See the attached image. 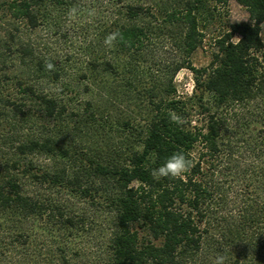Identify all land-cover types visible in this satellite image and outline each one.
I'll return each instance as SVG.
<instances>
[{"label": "trees", "instance_id": "1", "mask_svg": "<svg viewBox=\"0 0 264 264\" xmlns=\"http://www.w3.org/2000/svg\"><path fill=\"white\" fill-rule=\"evenodd\" d=\"M84 1L0 9L36 28L83 14ZM237 1L246 20L226 19L229 0H106L78 61L0 36V264H24L35 230L61 264H264V0ZM117 31L123 40L107 46ZM211 31L210 62L198 67ZM177 151L190 171L154 178ZM89 233L94 260L76 262Z\"/></svg>", "mask_w": 264, "mask_h": 264}, {"label": "rangeland", "instance_id": "2", "mask_svg": "<svg viewBox=\"0 0 264 264\" xmlns=\"http://www.w3.org/2000/svg\"><path fill=\"white\" fill-rule=\"evenodd\" d=\"M83 4L86 6L83 14L75 13L64 15L56 20L51 19L48 23L45 22L36 28H30L23 22L13 20L9 12L5 8H1L0 36L3 40H9L10 34L13 33L15 35L13 47L17 48L20 42L31 43L34 44L40 53L45 55L48 54L55 58L57 57L59 60H64L67 55H73L78 61L80 57L78 47L81 45L84 37H87L91 33H87L88 30H92V27L90 28L88 25L96 20L95 15H88V11L96 10L95 8L101 6L102 8H106L107 5L106 0H85ZM226 9H228L227 20L241 21L248 18L247 9L237 0H229ZM219 28H221V25L218 22L210 30L216 32ZM214 31H211L209 34L206 44L193 54L192 60L194 65L200 67L210 62V53L213 49L212 44H210V39L214 36ZM165 48V50L168 49V47ZM160 50L161 45L156 48V56L159 55ZM167 53V57H174L172 52L169 51ZM14 59L17 62V59ZM69 64L71 65L72 62ZM176 82L180 95L190 94L194 88L193 72L188 68L181 69L176 75ZM86 210L88 215L92 217L95 215L93 207L88 206ZM103 218V216L97 218L99 223L103 221ZM34 232L36 234V237L33 238L34 243L26 246V260L24 264H61L58 252L54 251V243L43 234H39L38 231L35 230ZM91 233L84 234L78 239L77 248L79 247L78 249L82 252V255L75 258L76 262L94 260L95 250L92 248V245L99 241ZM11 257L13 259H20V256L16 254L15 250L11 252Z\"/></svg>", "mask_w": 264, "mask_h": 264}, {"label": "clouds", "instance_id": "3", "mask_svg": "<svg viewBox=\"0 0 264 264\" xmlns=\"http://www.w3.org/2000/svg\"><path fill=\"white\" fill-rule=\"evenodd\" d=\"M76 10L72 9L70 12L71 14H75ZM88 15L92 16L95 15V10H89ZM264 36V34H262ZM118 40H123V36L120 32H112L109 33L105 37L104 43L111 47L113 46ZM54 64L47 60L45 62V70L46 71H53L54 70ZM173 122L174 123H182V120H180L178 117L173 116ZM193 166V160L190 158L189 155L185 154L183 151H177L173 153L163 165H161L159 168L152 169V175L156 179L160 178H168L171 180L176 179H183L185 174H187L190 169ZM225 258L223 256L218 255L214 261V264H224Z\"/></svg>", "mask_w": 264, "mask_h": 264}]
</instances>
